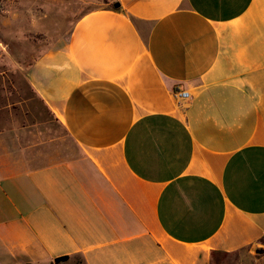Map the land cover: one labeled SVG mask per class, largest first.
I'll use <instances>...</instances> for the list:
<instances>
[{"label": "crops", "instance_id": "obj_1", "mask_svg": "<svg viewBox=\"0 0 264 264\" xmlns=\"http://www.w3.org/2000/svg\"><path fill=\"white\" fill-rule=\"evenodd\" d=\"M114 1L30 62L44 115L0 129V264L259 252L264 0Z\"/></svg>", "mask_w": 264, "mask_h": 264}, {"label": "rangeland", "instance_id": "obj_2", "mask_svg": "<svg viewBox=\"0 0 264 264\" xmlns=\"http://www.w3.org/2000/svg\"><path fill=\"white\" fill-rule=\"evenodd\" d=\"M113 2L0 0V129H5L11 118L21 123L28 112L32 118L44 115L40 100L29 89L30 62L39 51L65 41L83 14ZM260 247L259 252L213 253L209 264H264V246Z\"/></svg>", "mask_w": 264, "mask_h": 264}, {"label": "built area", "instance_id": "obj_3", "mask_svg": "<svg viewBox=\"0 0 264 264\" xmlns=\"http://www.w3.org/2000/svg\"><path fill=\"white\" fill-rule=\"evenodd\" d=\"M172 94L179 104L185 103L190 99V92L182 87H174Z\"/></svg>", "mask_w": 264, "mask_h": 264}, {"label": "water", "instance_id": "obj_4", "mask_svg": "<svg viewBox=\"0 0 264 264\" xmlns=\"http://www.w3.org/2000/svg\"><path fill=\"white\" fill-rule=\"evenodd\" d=\"M113 6H114V7H119V6H120V3H119V2H115V3L113 4Z\"/></svg>", "mask_w": 264, "mask_h": 264}, {"label": "trees", "instance_id": "obj_5", "mask_svg": "<svg viewBox=\"0 0 264 264\" xmlns=\"http://www.w3.org/2000/svg\"><path fill=\"white\" fill-rule=\"evenodd\" d=\"M114 1V0H113ZM116 1L113 2V4L115 3Z\"/></svg>", "mask_w": 264, "mask_h": 264}]
</instances>
